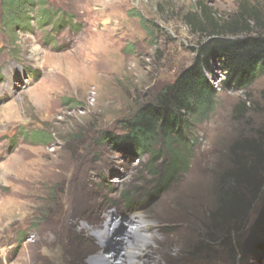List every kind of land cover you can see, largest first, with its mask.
<instances>
[{
	"label": "rangeland",
	"instance_id": "obj_1",
	"mask_svg": "<svg viewBox=\"0 0 264 264\" xmlns=\"http://www.w3.org/2000/svg\"><path fill=\"white\" fill-rule=\"evenodd\" d=\"M199 1L226 20L242 0H45L52 18L43 21L36 3L16 19L24 28L14 30L0 0V264H90L114 255L110 244L130 229L126 218L155 213L195 174L201 189L177 197L172 210L192 225L185 260L264 264V254L243 260L235 249L261 211L264 190L246 219H214L219 193L231 186L227 172L250 157L235 145L258 139L264 146V74L244 88H226L225 72L215 66L217 104L192 125L188 166L169 184H161L169 160L163 146L155 168L148 154L104 140L108 132L124 133L121 121L194 63L207 37L194 34L185 15ZM248 1L264 9V0ZM36 131L50 135L48 142H38ZM260 169L264 182V164ZM102 214V223L108 214L114 219L100 227L101 238L80 237ZM119 221L126 231L116 230ZM166 228L159 237L174 234L175 225Z\"/></svg>",
	"mask_w": 264,
	"mask_h": 264
},
{
	"label": "trees",
	"instance_id": "obj_2",
	"mask_svg": "<svg viewBox=\"0 0 264 264\" xmlns=\"http://www.w3.org/2000/svg\"><path fill=\"white\" fill-rule=\"evenodd\" d=\"M3 1L4 16L13 30L16 26L24 28L25 25L16 19L21 20L24 8H33L36 3L43 21L53 17L51 9H44L45 0ZM29 18L25 16L26 24ZM141 20L147 26L145 18L141 16ZM185 21L194 34L207 37L200 43L194 63L151 101L142 104L131 117L122 120L124 133L104 135V140L110 144L139 156L148 154L149 162L155 168L163 158V146L169 160L162 167V185L171 183L186 169L192 125L208 118L215 109L219 90L210 78L215 66L225 72L221 85L226 88H244L264 74V9L260 6L242 0L236 14L225 20L212 7L199 1L195 10L186 13ZM34 138L44 143L50 135L36 131ZM159 145L161 147L157 148ZM235 148L248 152L250 157L239 159L236 167L227 172V182L231 186L219 193V206L214 212L217 224L246 219L264 190V182L260 179V167L264 164L263 144L258 139H244ZM241 239L237 240L235 249L239 248L243 260L264 254V204L249 234Z\"/></svg>",
	"mask_w": 264,
	"mask_h": 264
},
{
	"label": "bare ground",
	"instance_id": "obj_3",
	"mask_svg": "<svg viewBox=\"0 0 264 264\" xmlns=\"http://www.w3.org/2000/svg\"><path fill=\"white\" fill-rule=\"evenodd\" d=\"M198 189H201V184L199 178L196 177L195 174L190 176L187 182L183 184L178 191L160 200L155 213H147L146 211L144 212V210H138L130 217L128 216L126 221L130 229L127 230L125 234L121 233L123 235H121L119 240L112 241L110 247H112L115 254L111 256L108 255L107 257L112 259L114 257L119 258L120 260L117 262L115 258L114 261L116 264H162V261L165 259L168 261L167 264H189L192 259H190L189 262L185 260L184 245L186 243L184 244L183 242L185 234L187 233L186 230L191 228L190 226L192 225L186 220V216L175 215L172 210L176 207L177 197L186 196L188 191H196ZM114 214L116 215L117 212ZM114 214L107 215L106 223L101 222L106 216L103 214L98 216L99 221L97 220L90 227L84 224L82 232L78 234H80L82 238L85 237V239L101 238L102 234L99 233L98 230L104 225L105 227L107 225H112ZM119 216L125 217L121 213ZM122 223V221H119L114 224L116 230L126 231ZM169 224L175 225L174 234H165L163 237H159V233L169 232V229L166 228ZM122 246H125L124 252L118 250V248L120 249ZM169 248H176L177 253L174 257L171 256ZM100 256L104 257L103 253H101ZM107 257L105 256L103 259L98 258L93 260L90 264H105ZM195 263L196 262H194V264ZM80 264L89 263L83 261Z\"/></svg>",
	"mask_w": 264,
	"mask_h": 264
}]
</instances>
